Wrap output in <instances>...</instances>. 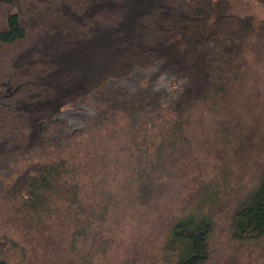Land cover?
<instances>
[{"label": "trees", "instance_id": "trees-1", "mask_svg": "<svg viewBox=\"0 0 264 264\" xmlns=\"http://www.w3.org/2000/svg\"><path fill=\"white\" fill-rule=\"evenodd\" d=\"M252 2L264 7V0H0V201L28 225L51 213L66 184L77 194L65 177L97 155L87 148L86 166L80 151L76 160L75 145L84 139L72 141L64 114L88 96L98 94L104 105L95 114L99 145L116 122L130 132L157 129L171 139V157L186 154L196 112L234 99L252 58L264 60V18ZM158 66L170 72L165 93L151 83L114 88ZM225 121L224 130L232 129ZM239 138L234 152L242 169L254 146L253 136ZM257 169L230 218L238 241L264 236V158ZM155 170L160 180L166 170ZM155 173H140V196L154 193ZM201 199L192 209L186 200L169 224L166 246L176 264L210 258L218 190ZM8 243L0 238V264H8Z\"/></svg>", "mask_w": 264, "mask_h": 264}, {"label": "rangeland", "instance_id": "rangeland-1", "mask_svg": "<svg viewBox=\"0 0 264 264\" xmlns=\"http://www.w3.org/2000/svg\"><path fill=\"white\" fill-rule=\"evenodd\" d=\"M252 3V10L264 18V7ZM169 76L167 68L158 66L137 71L114 88L134 91L151 83L152 90L165 93ZM238 87L234 99L224 98L216 108L196 112L193 145L178 157L177 153L171 157L167 148L171 139L157 129L130 132L116 122L99 145V138L94 139L101 133L94 128L95 114L104 105L98 94L80 100L76 109L64 114L74 134L72 141L84 139L75 145L76 160L80 151L86 159L80 163L86 166L87 148L95 147L97 157L87 168L78 167L65 177L66 183H75L80 190L75 195V188L66 184L64 196L51 203V213L39 222L27 219L26 225L12 205L0 201V238H8V264H176L174 252L166 246L169 224L186 200L189 209L197 208L209 188L218 190L219 207L206 264H264V236L238 241L230 229L239 193L254 184L259 160L264 158V60L252 58ZM225 120L232 121V129L224 130ZM242 133L244 141L253 136L254 149L239 169L235 152ZM155 169L166 170L160 172V180ZM144 171L157 174L154 193L148 197L138 191Z\"/></svg>", "mask_w": 264, "mask_h": 264}]
</instances>
